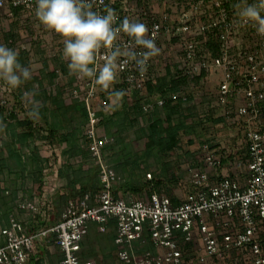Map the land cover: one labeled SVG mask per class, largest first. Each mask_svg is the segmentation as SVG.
Instances as JSON below:
<instances>
[{
    "label": "built area",
    "instance_id": "obj_1",
    "mask_svg": "<svg viewBox=\"0 0 264 264\" xmlns=\"http://www.w3.org/2000/svg\"><path fill=\"white\" fill-rule=\"evenodd\" d=\"M91 2L93 10L112 7L121 20L129 18L147 25L148 36L160 49V55L148 61L143 74L137 70L135 62L125 65L113 86L114 91H123L125 98L133 94L148 96L157 70L166 66H174L190 80L202 72L221 73L218 100L222 105L227 99L234 102L231 112L222 108L227 119L234 113L232 122L242 136L245 154L239 166L242 165L240 171L244 177L238 180L220 175L218 169L226 154L205 144L200 149L199 159L213 169V178L205 172L190 170L188 188L175 205L168 197L155 193L130 202L115 198L112 185L117 177L104 164L102 148L110 145L116 135L105 134L100 126L101 120L114 111L107 94L110 89L105 90L102 101L96 106L99 86L94 80L81 81L72 75L74 80L65 101L85 106L84 140L91 160L99 166L101 189L95 195H84L78 202L70 201L57 224L33 235H27L19 222L11 220L0 232L5 239V244L0 246V264H26L27 255L35 250L36 240L46 239L50 233L54 234L53 245L63 253L61 264H89L80 262L76 255L79 243L90 224L95 225L96 232L104 233L110 221H114V226L110 227L114 228L119 264H205L207 260L219 262L229 258V253L235 250L251 264H264L258 238V223L264 220V38L259 37L251 25L237 26L232 7L236 0ZM1 15L10 21L15 18L23 22L38 21L35 0H0ZM39 28L38 24L32 26L33 35L24 41L22 50H29ZM7 37H4L5 43L0 37V44L11 47ZM120 43L128 45L132 41L121 33ZM9 93L11 89L0 82V106L8 109L5 96ZM184 95L177 93L168 98L185 101L191 92ZM164 104L163 98H154L141 109L146 113L155 105ZM146 177L151 178L149 174ZM20 207L30 214L38 210L35 201ZM145 234L155 253L135 251L134 244L145 245ZM188 244L198 248L194 251V261L189 263L185 261Z\"/></svg>",
    "mask_w": 264,
    "mask_h": 264
},
{
    "label": "trees",
    "instance_id": "obj_2",
    "mask_svg": "<svg viewBox=\"0 0 264 264\" xmlns=\"http://www.w3.org/2000/svg\"><path fill=\"white\" fill-rule=\"evenodd\" d=\"M27 24V22L21 24L23 25V34L19 35L21 44H24V41L33 35V25L28 26ZM46 30L41 25V28L37 30L38 34L35 40H32L30 44L32 48L36 47L35 53L39 56H42L46 49L43 41ZM51 32L55 38H61L55 32ZM4 37H6L5 33ZM4 37L2 42L5 43L7 40ZM15 38L16 36H10L8 41L11 48L18 50L19 60L22 63L23 54H29V52L22 50L20 42L16 41ZM206 47L210 48L209 46ZM55 57L57 56L51 54L50 58L46 60L47 63L50 61L51 63H45L43 67L34 72L31 80L17 89V94L14 93L17 104L14 103L11 106L9 103L8 96L12 94L11 89V93L5 96L10 109L7 106H0V122L5 125L3 131H0V180L2 182L5 179L4 185L0 186V222L4 221L0 227V232L10 225L11 220L19 222L27 235H33L42 229H49L61 220V216L70 201L78 202L84 195H95L101 189L99 166L95 165L92 160H90L91 164L86 172L82 174L81 172L76 173V169L71 165V159L76 156L87 155L89 159L87 143L85 140L82 141L87 115L83 103L65 102V93L71 88L74 79L69 73L68 62L65 60L63 63ZM163 68H165L163 69L164 72L157 70V78L150 88L149 95L152 98L149 95L137 97L136 94H133L135 106H129L125 102L122 104L117 102L112 115L105 116L100 123L105 134L115 133L116 135L115 141L102 148V157L104 164L113 170L117 177V181L112 185V195L126 202L155 193L168 197L175 205L183 196H175L169 185H176L177 188L179 186V190H183L184 193L189 183H182L192 168V170L205 172L209 178H213V169L206 167L199 158H197L195 165H192L194 167L191 166L190 169L188 168L187 171L183 172L175 169L174 162L177 159L181 161L186 157H194L195 159L196 151L191 149L194 147L198 135L196 127H201L204 124H220L227 119L222 107H226L230 112L233 109L234 102L232 99H227L224 105L218 100L217 90L221 79L220 72L216 91L207 93L208 95L205 92L202 94L201 99L209 102V106L201 117L198 110L199 104L195 102L196 99L194 100L189 96L183 101L180 98L170 100L168 97L177 93L185 96L184 92L204 86L208 80V72H202L190 80L181 72L176 71L174 66ZM63 76L67 79L66 84L60 86L59 79ZM65 85L66 88H63ZM33 90L37 93L36 99L40 101L38 105L39 116L36 118L30 115L31 105L24 99V96L26 94L28 96ZM154 98H163L165 104L161 107L155 105L150 112H143L142 105L153 102ZM213 102L217 106H210ZM233 116L234 113L232 112L230 118ZM143 123H146L144 129L142 127L141 129L136 128L140 124L143 126ZM142 140L144 141V148H138L137 142ZM200 145L199 149L205 144ZM207 145L209 148L212 147L210 142ZM45 146L52 151L53 158L51 166H47V169L58 165V172L51 176L55 180L63 181L61 186L55 185L54 188L50 189L46 186L50 179L45 174V170H47L44 168L46 161L40 160L34 153L37 147ZM56 147L59 149L58 154L53 152ZM150 157H152L155 165L152 171L154 179L140 184V180H135L136 174L139 175L140 167L147 168L146 165L150 162ZM169 170L170 173H168ZM148 174L151 177V174ZM35 189L40 192L38 200L44 206V210L38 211V209L33 214L29 213L31 218L27 221L18 220L12 211L17 209L19 196L21 195L22 198L21 203L33 202ZM18 207L21 208L20 205ZM110 225L114 226V221H110L109 231L107 229L104 233H98L95 230V225L90 224L87 234L79 243L80 249L76 252L80 262L102 264V261L109 255H112L113 258L117 257L118 247L114 244V228ZM144 237L145 245L140 247L139 244H134L135 251L138 254L145 251L155 253V248L148 241V235L145 234ZM258 238L264 252V220L258 223ZM4 244L5 239L0 233V246ZM53 244L54 234L51 233L46 239L36 240L35 250L27 255L26 264L29 262L41 264L42 260L39 255L41 250L44 251V254L47 253L46 246H53L55 250L59 251L60 254L57 259L61 264L64 257L63 253ZM188 246L191 245L188 244L186 248ZM235 254L240 257L239 259L244 264H251L236 250L232 251L230 256ZM229 258H224V260Z\"/></svg>",
    "mask_w": 264,
    "mask_h": 264
},
{
    "label": "clouds",
    "instance_id": "obj_3",
    "mask_svg": "<svg viewBox=\"0 0 264 264\" xmlns=\"http://www.w3.org/2000/svg\"><path fill=\"white\" fill-rule=\"evenodd\" d=\"M232 7L237 26L251 25L264 38V0H236ZM35 15L47 30L63 38V58L68 62L69 73L81 81L94 80L104 90L113 88L126 64L135 62L143 74L148 61L160 55L155 40L148 36L147 25L129 18L121 20L112 7L93 10L91 0H35ZM121 33L132 43L121 45ZM136 48L144 51L137 53ZM34 71L21 64L18 50L0 44V82L18 89L33 78ZM36 95L33 90L26 97L34 118L39 116L40 101ZM111 95L119 102L124 92ZM4 127L0 122V131Z\"/></svg>",
    "mask_w": 264,
    "mask_h": 264
},
{
    "label": "rangeland",
    "instance_id": "obj_4",
    "mask_svg": "<svg viewBox=\"0 0 264 264\" xmlns=\"http://www.w3.org/2000/svg\"><path fill=\"white\" fill-rule=\"evenodd\" d=\"M2 14H3V12H2ZM21 21H19V19L16 20V18L14 20L10 21V20H8L5 17V15H1L0 16V33L3 32V34L0 35L1 39L4 37V33H6V36H9V37L10 36L11 37L16 36V38H15L16 41L20 42V45L22 47L23 43L21 44V40L19 39V35L21 34L22 28H23L22 27L23 25H21V24H24V22L22 21V23H21ZM27 23H28L27 24L28 26H32V25L38 24L40 26V28H41V24L39 23V21H36V20L32 21L31 19H29L27 21ZM17 33H18V36H17ZM9 37H7V38L9 39ZM43 41H44V43L46 45L45 46L46 49L44 50L45 52L43 53V55L39 56V54L35 53L36 47H33V48L30 47L29 50H28L29 54L28 53L23 54L22 63L21 64H23L24 66H31L35 71H37L41 67H43V65L45 63H47L46 60H47V58H50L51 54L57 56L55 58H57L61 62H63V63L65 62V59L63 58V52H62L63 51V46H64L62 37L61 38H55L54 34L51 31H49V30L47 31L46 30V33L43 36ZM18 46H19V44H18ZM50 63H51V61L48 62L47 64H50ZM162 72H164V70H162ZM219 79H220V73L218 71L210 72V74L208 76L207 83L204 86H201L198 89L196 88V89H193V90L189 91V92H191V96L190 97L194 98V100L196 99L195 102H198V104H199L198 110L200 112V116L201 117L203 116V112H205L206 108L209 106V102L204 101L203 99H201L202 98V94L204 92L206 94L207 93L209 94L211 92H215L216 91V89H215L216 88V83L219 81ZM66 80L67 79L64 76L62 78H60L59 79L60 86H64V84H66ZM63 88H66V85ZM112 92H115L114 91V87L112 89H110V91H107L108 98L111 101V105H112L111 108L114 109V106L116 104H118V103H117L116 99L111 95ZM14 93L17 94V89H15V90L12 89V94L8 96L9 99H10L9 103H10L11 106L14 105V103H16V100L14 98L15 97ZM98 94H99L100 97H99V99H98V101L96 103V106L99 105V103L102 101V99H103V97L105 95V90L101 89L99 87ZM26 95L24 96L25 100H26L25 97H27ZM65 98H67V97H65ZM133 98H134V96H132V95H129L126 98H125V96H123L122 100L119 101V103L122 104V102H125L129 106L130 105H134L135 106V104H134L135 100ZM65 102L66 103H71L68 100L65 101ZM72 102H75V101H72ZM210 106H217V105H216L215 102H213V104L210 105ZM19 115H21L20 112H19ZM234 118H235V116H233V117H231L229 119H226L222 123L216 124V125L204 124L201 127H196L198 135L196 137V141H195L194 147H192V149H191V150H195L196 151L195 159H194V157H186V158L182 159L181 161L179 159H177L174 162L175 165H176L175 169L183 172V171H187V169L189 167H191L192 165H195V163L197 161V158H201L200 157V155H201L200 154V149H199V147L201 146L200 144L203 145V144H207V143L210 142L213 148L214 147L216 148V146L219 145L221 147V151L225 152V154H228V145H227V143L232 142V145H233L234 140H237L239 142L241 141V138H240V135H239V131H237L236 125H234L233 122H232V121H234ZM144 126H146V123H143V126L140 124V126H136V128L141 129V127H142V129H144ZM82 141H84V139H82ZM143 143H144L143 140L140 141V142H137L138 148H144L143 147ZM212 147H211V149H213ZM232 149L234 150V148H232ZM235 149H236V145H235ZM133 150H135V149L133 148ZM51 152L52 151L50 149H48L47 146H45V147H37V150H35V152H34L36 157L40 158V160H43V161L45 160L46 161L45 162L46 164L44 165V168H46V169H47V166H51L52 161H53ZM53 152L58 154L59 149L56 147ZM150 158H151L150 162H148V164L146 165L147 168L140 167L139 168L140 169L139 175L136 174L135 180H140V184L149 182L152 179H154V175L152 174V171L154 170L155 165H154V161H153L152 157H150ZM236 158H238V156ZM236 158H235V162L239 166L241 161H237ZM90 160H91L90 156H89V159H88L87 155L86 156H76L75 158L71 159V161H72L71 165L76 169L75 170L76 173L81 172V174H82V173L86 172L88 166L91 164ZM192 167H194V166H192ZM231 167H232V165H231ZM58 170H59V166L58 165H57V167H53L52 166L51 168L45 170V172H46L45 174H47L50 177L49 183H48V185H46V186H48L49 189L50 188H54L55 185L56 186H58V185L61 186L63 184V181L55 180V178L53 176H51V175H55L56 172H58ZM220 171H223V169L220 168ZM148 173L151 174V178L150 179H148L146 177V175ZM168 173H170V170H169ZM188 173L189 174H188V176H185L186 178H185V180H183V183L181 182L182 184H188L189 183L190 171ZM4 180H2V182L0 180V182H1L0 186L4 185ZM169 186H170V188H171V190H172V192H173V194L175 196L176 195H182L183 196V194L185 193V192L183 193V190H179L180 189L179 186H178V188L176 187V185L174 186L173 184H170ZM30 187L31 186L29 185V188ZM185 188H186V186H185ZM20 193H22V192H20ZM27 195H29V194H27ZM39 196H40V192H38L37 189H35L34 190V196H33L34 199H33V201L36 202L37 207L39 209L38 211H43L44 210V206L40 203V200H38ZM21 199L22 198H21V195H20L19 199L17 201L18 206L23 204V203L20 202ZM18 206H17V209H13V211H12V213L15 216V218H17L20 221L29 220L31 218V215L29 213H27L26 211H24L23 209L19 208ZM18 210L22 211V212H19ZM3 223H4V221L0 222V227L2 226ZM50 248H51L50 251H48L49 249H47V246L45 247V249L47 251V254L50 253V252H53L55 250V248L53 246H50ZM229 254L231 255V253H229ZM55 255H56V253H55ZM39 256L40 257L44 256V251L43 250H41ZM239 258L240 257L235 254V255L230 256V258L227 259V260H222V261H219V262L218 261L209 260L207 262L205 261V264H244ZM46 261H48V260H46ZM29 264H33V262H29ZM41 264H44V263L41 262Z\"/></svg>",
    "mask_w": 264,
    "mask_h": 264
},
{
    "label": "crops",
    "instance_id": "obj_5",
    "mask_svg": "<svg viewBox=\"0 0 264 264\" xmlns=\"http://www.w3.org/2000/svg\"><path fill=\"white\" fill-rule=\"evenodd\" d=\"M225 130V129H224ZM237 132V131H236ZM240 135V133H239ZM242 136L240 135V138ZM228 145V154L224 155V162L221 165V169H223V171H220V168L218 169V172L220 175H224V176H229L231 178H235L238 180L243 179L244 175L241 173L240 171V167L242 166H238L235 162V158L238 156L237 161H242L244 159V154H245V149H244V145H243V141L241 140L240 142L237 140H234L233 145L232 142L227 143ZM230 145V146H229ZM235 145H236V149H235ZM217 149H221L220 146L216 147ZM234 148V150L232 149ZM232 165V167H231ZM223 166V167H222ZM213 175V174H212ZM109 231V229H108ZM47 249H49L48 251H50V246L47 247ZM188 255L185 257V261L187 263L194 261V256L195 253L194 252L196 249L198 250V248H195V246H188ZM56 253V255H55ZM59 251L58 250H54L53 252L50 253H46L44 254L43 257H41V260L44 264H59L57 256L59 255ZM192 254V255H191ZM48 260V261H46ZM209 261V260H207ZM29 264V263H28ZM102 264H119L118 260L112 255H109L105 258L104 261H102Z\"/></svg>",
    "mask_w": 264,
    "mask_h": 264
}]
</instances>
